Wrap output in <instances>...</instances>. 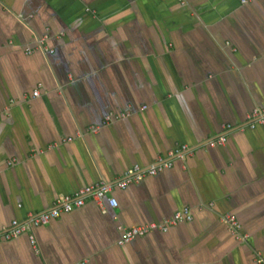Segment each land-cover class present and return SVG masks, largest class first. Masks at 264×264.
Returning <instances> with one entry per match:
<instances>
[{"label": "crops", "instance_id": "0c3cea01", "mask_svg": "<svg viewBox=\"0 0 264 264\" xmlns=\"http://www.w3.org/2000/svg\"><path fill=\"white\" fill-rule=\"evenodd\" d=\"M256 108L264 0H0V233L61 195L173 162L115 186L117 207L86 197L35 227L37 250L29 233L0 243V264H258L264 126H247ZM220 136L224 146L208 145ZM181 146L193 155H170ZM183 207L191 221L118 244L119 225Z\"/></svg>", "mask_w": 264, "mask_h": 264}, {"label": "built area", "instance_id": "2783aa9c", "mask_svg": "<svg viewBox=\"0 0 264 264\" xmlns=\"http://www.w3.org/2000/svg\"><path fill=\"white\" fill-rule=\"evenodd\" d=\"M250 0H242L244 4L248 3ZM252 1V0H251ZM34 96H39V90H36ZM132 116V112H125L119 116V118H128ZM113 116L110 115L106 118L104 125L108 126L111 124ZM247 126L254 129L257 126H264V110L256 108L251 113L247 115ZM231 129V126H228V130ZM244 129V128H241ZM92 133H99L101 128L94 126L89 128ZM66 141H72L71 138L65 139ZM228 138L225 136H220L214 140H211L208 145L211 147L215 146H224L227 143ZM194 149L188 146H181L179 149L171 152V156L178 157L180 159L186 160L188 155H193ZM12 163V162H11ZM173 167L172 160L159 159L155 164L150 167H141L135 166L127 170L122 178L113 182H102L98 184H90L79 189L75 194L70 195H61L57 200L54 207L47 209L42 212L30 213L28 218L24 221L14 219L9 227H5L0 233V243L8 242L15 238L22 236L23 234H30V241L35 250L36 247V238L32 234V231L35 227L49 223L52 219L59 217L63 211H72L76 207H80L85 203V198L90 197L93 200H96L102 205L105 209L104 201L107 200L109 205L116 207L118 201L113 196V190L115 186L120 188H126L128 185L136 182H140L143 178L148 175H157L160 172H163L167 169ZM193 215L189 207H183L175 211L170 217L164 218L158 223H151L148 225H137V226H123L119 225L120 229V239L118 244L123 246L130 243V241L135 240L138 237L146 236L152 232L157 231L167 232L168 229L176 225L181 221H191ZM223 221L229 228L230 233L238 242H246L248 240V235L242 232V225L238 220L237 216L231 212H225L222 216ZM256 262L258 264H264V258L261 254L256 255ZM85 264V262L79 263Z\"/></svg>", "mask_w": 264, "mask_h": 264}, {"label": "bare ground", "instance_id": "6f19581e", "mask_svg": "<svg viewBox=\"0 0 264 264\" xmlns=\"http://www.w3.org/2000/svg\"><path fill=\"white\" fill-rule=\"evenodd\" d=\"M160 159H161V158H160ZM160 173H161V172H160ZM158 174H159V173H158ZM143 179H144V178H143ZM141 181H142V180H141ZM109 206H110V205H109ZM117 206H118V205H117ZM117 206H116V207H117ZM110 207H112V206H110ZM76 208H77V207H76ZM74 209H75V208H74ZM63 212H67V211H63ZM63 212H62V213H63ZM69 212H70V211H69ZM57 218H58V217H57ZM158 222H159V221H158ZM158 222L153 221V222H149V223L142 224V225H148V224H151V223H158ZM47 224H48V223H47ZM44 225H46V224H44ZM142 225H141V226H142ZM173 226H174V225H173ZM171 227H172V226H171ZM171 227H170V228H171ZM119 231H120V229H119ZM155 232H160V231H157V229H156ZM120 233H122V232H120ZM152 233H153V232H152ZM150 234H151V233H150ZM148 235H149V234H148ZM146 236H147V235H146ZM143 237H145V236H143ZM138 238H140V237H138ZM136 239H137V238H136ZM132 241H133V240H132ZM132 241H130V242H132ZM125 245H126V244H125Z\"/></svg>", "mask_w": 264, "mask_h": 264}]
</instances>
